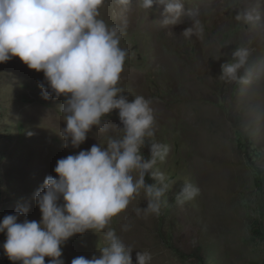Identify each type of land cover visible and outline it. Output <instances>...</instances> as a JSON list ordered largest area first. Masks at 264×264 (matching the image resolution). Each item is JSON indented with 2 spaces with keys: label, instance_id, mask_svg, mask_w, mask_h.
Here are the masks:
<instances>
[{
  "label": "rangeland",
  "instance_id": "rangeland-1",
  "mask_svg": "<svg viewBox=\"0 0 264 264\" xmlns=\"http://www.w3.org/2000/svg\"><path fill=\"white\" fill-rule=\"evenodd\" d=\"M183 2L186 11H198L202 39L183 36L193 20L187 14L165 27L159 4L144 9L133 0L124 10L105 0L101 8L110 26L128 20L118 86L129 101L137 95L151 100L154 139L170 147L156 166L168 183L160 215H136L146 206L141 191L105 232L115 229L133 248L134 264L137 251L150 252L151 264H264V0ZM245 13L250 22L237 19ZM240 46L249 50L247 82L221 80V65L231 63ZM43 80L18 57L0 64V220L27 207V218L39 221L34 193L56 176L57 160L122 135L114 110L105 117L106 132L93 127L79 148H66L58 134L66 126L59 110L65 98L44 99ZM141 151L149 157L147 146ZM186 181L198 185L200 195L179 205L175 194ZM5 240L0 233V245ZM104 243V233L77 234L62 247V259L71 264L78 256H99ZM0 264H13L2 247Z\"/></svg>",
  "mask_w": 264,
  "mask_h": 264
},
{
  "label": "clouds",
  "instance_id": "clouds-1",
  "mask_svg": "<svg viewBox=\"0 0 264 264\" xmlns=\"http://www.w3.org/2000/svg\"><path fill=\"white\" fill-rule=\"evenodd\" d=\"M132 3L115 0L124 10ZM140 3L144 9L162 5L165 27L180 24L187 14L193 20L183 36L203 38L198 11H186L183 0ZM104 4L105 0H0V64L18 57L28 69L43 73L38 87L44 99L65 98L59 110L66 126L58 133L64 146L79 148L93 127L106 132L110 125L105 117L114 110L122 125L118 128L122 135L108 136L106 146L93 144L57 160L56 176H47L34 193L39 221L27 218V207L0 220V233H6L0 247L13 264H45V257L50 258L47 264H65L62 247L88 231L104 233L100 255L78 256L71 264H134L133 248L115 229H105L141 191L146 206L136 208V215H160L168 183L156 166L166 160L170 147L154 139L156 117L151 100L137 95L129 101L118 86L128 56L120 46L128 20L110 26L101 18ZM237 19L250 22L253 17L245 13ZM248 57L247 47H237L232 62L221 65L220 79L246 83ZM146 146L148 158L141 151ZM146 177L155 183H148ZM200 191L198 185L186 181L175 201L183 205ZM129 228L125 224L122 231ZM151 261L150 252H136L135 264Z\"/></svg>",
  "mask_w": 264,
  "mask_h": 264
}]
</instances>
